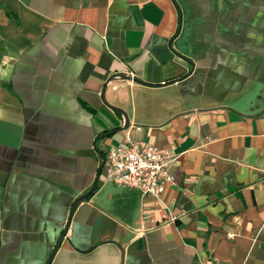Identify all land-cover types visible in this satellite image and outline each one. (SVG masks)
Wrapping results in <instances>:
<instances>
[{
	"label": "crops",
	"instance_id": "1",
	"mask_svg": "<svg viewBox=\"0 0 264 264\" xmlns=\"http://www.w3.org/2000/svg\"><path fill=\"white\" fill-rule=\"evenodd\" d=\"M128 138L174 159L159 204L108 181ZM60 241L50 264H264V0H0V264Z\"/></svg>",
	"mask_w": 264,
	"mask_h": 264
},
{
	"label": "built area",
	"instance_id": "2",
	"mask_svg": "<svg viewBox=\"0 0 264 264\" xmlns=\"http://www.w3.org/2000/svg\"><path fill=\"white\" fill-rule=\"evenodd\" d=\"M173 160L167 150L128 138L126 145L112 148L107 154L108 181L135 188L159 204L166 188L175 185V178L168 172Z\"/></svg>",
	"mask_w": 264,
	"mask_h": 264
},
{
	"label": "water",
	"instance_id": "3",
	"mask_svg": "<svg viewBox=\"0 0 264 264\" xmlns=\"http://www.w3.org/2000/svg\"><path fill=\"white\" fill-rule=\"evenodd\" d=\"M117 78L122 79V80H127V81H131V80H133V81H135V82H140V81L137 80V79H132L131 77H128V76L123 75V74L118 75ZM110 108L113 109L114 111H117V112L123 114V115L125 116V127H124V129H128L129 124H130L129 119H128V116H127L123 111H121V110H119V109H117V108H115V107L110 106ZM105 163H106V157L103 156L102 168L104 167ZM97 184H98V181L93 185V187L90 189V191H89L88 193H86V194L80 196V197L75 201V203L73 204V207H72V213H73V211L77 208V206H78L79 204H81L82 202H84V201H85V200H86V199H87V198H88V197H89V196H90V195L96 190V188H97ZM66 233H67V232L65 231V233L63 234V237H65ZM60 245H61V241H60V242L58 243V245L56 246L55 251H54L53 255L51 256V258H50V260L48 261L47 264H50V263H51V261H52L54 255H55L56 251L58 250V248L60 247Z\"/></svg>",
	"mask_w": 264,
	"mask_h": 264
}]
</instances>
